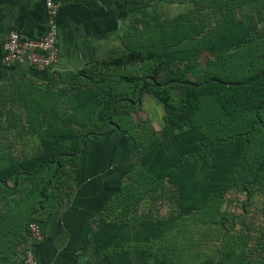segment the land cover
<instances>
[{
  "label": "crops",
  "instance_id": "1",
  "mask_svg": "<svg viewBox=\"0 0 264 264\" xmlns=\"http://www.w3.org/2000/svg\"><path fill=\"white\" fill-rule=\"evenodd\" d=\"M170 3H64L56 17L58 62L50 70L34 72L5 66L2 45L12 31L31 40L46 34L49 21L45 0H0V88L19 84L29 91L36 81L40 86L53 84L55 90L62 89L55 107L67 108L69 100L62 95L84 87L86 69L108 61L138 41L143 29L165 22L167 17L162 13ZM47 96L42 99H49ZM133 148L125 133L91 139L71 172V180L64 176L60 187L51 189L53 194L44 207L38 201L19 203L15 197L0 200V264H20L28 243V222L33 217L40 221L45 235L35 251L41 264H204L198 262L204 252L190 251L182 236L175 240L172 228L163 235L156 225L143 224V219L145 223L157 221L152 211L166 206L163 201L145 199L125 213L119 196L128 183ZM161 211L166 213L162 220H170L167 208ZM194 245L200 249L199 242Z\"/></svg>",
  "mask_w": 264,
  "mask_h": 264
},
{
  "label": "rangeland",
  "instance_id": "2",
  "mask_svg": "<svg viewBox=\"0 0 264 264\" xmlns=\"http://www.w3.org/2000/svg\"><path fill=\"white\" fill-rule=\"evenodd\" d=\"M170 2L167 12L162 13L167 17L166 23L174 22L173 19L180 15L189 16L191 24H195L193 29H199L202 27L200 24L204 23L207 28L205 31L208 32L210 29L222 30L216 25L221 19L223 24L227 23L226 32H230L229 28L233 26L239 34L245 28L248 38H264V0H170ZM170 29L171 26L164 30L168 33ZM195 30L189 32L185 30L189 37L184 43L193 40ZM167 33L153 39L154 43L156 42L154 50L157 51L158 47L160 55L170 52L172 38L170 42ZM239 34L235 35V38L240 40ZM213 41L215 43L202 45L203 50L191 52L190 63L195 65V69L189 73L190 81H199L205 72H210V69L218 73L217 67L230 69L229 67L233 68L238 64L244 65V57H238L237 47H231L218 56L212 46L221 47L229 44L215 45L219 41L215 39ZM186 64L180 68L185 70ZM248 65L251 69L252 66L253 69L256 66L251 63ZM262 67L264 68V62ZM160 82H164L163 75ZM36 83L28 92L24 85L19 84L0 88V177L2 176L4 183L7 182L12 187L16 175L35 170L40 159L42 160L44 144L57 152H74L80 148V140L82 136L84 137L79 134L80 128L76 132L77 135L71 133L67 135L65 128L68 126L60 121L62 115L58 117L59 119L34 115L31 106L36 105L38 98L42 106L46 103V100L42 99L46 95L51 96L54 103L61 94L59 90H62L60 88L55 90L57 86L53 84L40 86L37 81ZM46 91L50 93H45ZM170 93L173 104L179 108L183 98L182 89L171 87ZM141 103L142 109L133 117L144 136L150 140L155 134L153 132H156L159 140L158 137L165 129L163 106L157 98L150 95L144 96ZM208 103L204 114L214 122L207 121L209 123L202 125L194 143L187 147L193 149L184 157H180V162L174 159L178 166L172 174L166 169L142 178L141 186H153L155 182L161 181L164 188L148 189L145 199L166 203V206L159 205L158 210L153 209L152 212L158 219H162L163 214H166L165 211H161L164 207L176 220L181 213V203L191 205L190 217L183 221L177 220L180 221V225L175 224L173 220L171 227L175 240L182 236L190 251L204 252V257L198 262L264 264V166L256 175L260 164L264 162L263 132L258 125L252 127L251 122L255 119L253 116H245L232 122L223 120L219 118L220 113L215 106L211 102ZM57 109L63 114V107ZM261 118L264 121V115ZM131 143L134 144V141L131 140ZM140 147L133 148V164L138 158ZM203 148L204 152L201 153ZM62 164L65 177L71 178L74 167L65 161ZM20 176L18 191L11 198L29 196L27 192L33 187L27 176ZM38 180L39 177L35 182ZM171 180L174 182L170 183ZM176 180L184 182L187 189L181 192ZM220 181L229 186L223 198L203 191V185L211 189L212 184ZM210 182L212 184H209ZM196 242H199V250L195 248Z\"/></svg>",
  "mask_w": 264,
  "mask_h": 264
},
{
  "label": "trees",
  "instance_id": "3",
  "mask_svg": "<svg viewBox=\"0 0 264 264\" xmlns=\"http://www.w3.org/2000/svg\"><path fill=\"white\" fill-rule=\"evenodd\" d=\"M173 20L172 23L169 21L168 23L159 22L153 28L143 29V36L138 41L126 45L125 50L123 49L120 54L111 57L108 61L97 62L86 69L84 87L78 88L76 92L63 95L69 100L63 114L55 107L51 96L48 95L49 99H44L46 103L43 106L38 102L40 98L37 99L36 105L31 106L34 115L39 117L44 115L46 118L56 117L57 119L62 115L60 121L68 126L65 128L67 135L70 133L77 135L76 132L80 128L79 134L84 135L80 140V148L74 152L63 153L44 144L42 160L40 159L35 170L16 175L13 187L7 182L4 183L3 177H0V200H7L8 197L14 196L18 191L20 175H25L31 180L33 187L27 192L29 196L17 198L16 201L19 203L38 201L39 205L44 207L46 200L50 199L49 195L53 194L51 189L55 190L60 187L59 182L65 176L62 164L64 161L75 169L77 160L84 152L89 140L125 133L134 141V147L141 146L138 150V158L127 174L129 182L119 196L120 202L125 203L123 206L125 213L129 214L135 206H138V203L145 200L148 189H164L161 181L155 182L153 186H141L142 178L145 175L155 174L156 171L163 172L166 169L172 174L178 166L174 159L180 162V157H184L187 152L193 149L187 147H191V144L194 143L202 125L209 123L207 121L214 122V120L206 118V114H204L208 102L215 106L220 113L219 118L223 120L232 122L245 116H253L255 119L251 122L252 127L255 125L261 127L264 144V121L261 118L264 115V68L262 67L264 38H248L245 28L239 34L233 26H230L229 29L234 34L226 32L227 23L223 24L221 19L216 25L222 30L209 28L208 32L205 31L207 28L204 23L200 24L202 27L199 29H193L195 24H191L189 16L180 15ZM169 26L171 29L167 33L164 29ZM185 30L187 32L195 30L193 40L186 43L184 42L188 39L189 34ZM164 33H167L169 40L172 38L170 45L172 50L170 48V52L160 55L158 47L157 51L154 50L156 42L154 43L153 39L156 36L164 35ZM222 33L224 34L222 35ZM238 34L240 40L235 38V35ZM214 39L219 41L215 45L229 44L221 47L212 46L214 53L221 56L231 47H237L238 57H244V65L238 64L233 68L229 67L230 69L217 67L218 73L210 69V72H205L199 81H190L189 73L195 69V65L190 63L191 52L203 50L202 45L213 44L215 43ZM248 63L256 66L254 69L252 66L251 69ZM184 64H186L185 70H182L180 67H183ZM162 75L164 82H160ZM171 87H177L183 91L179 108L172 102ZM146 95L157 98L163 106L165 129L158 137L159 140H157L156 132H153L155 134L150 140L144 136L133 117L142 109L141 101ZM154 143L156 144L154 145ZM159 145L161 146L158 147ZM203 152L204 148L201 153ZM22 165L25 166V164ZM263 166L264 162L260 164L256 175L260 173ZM38 177L40 180L35 182ZM176 181L181 192L187 189L184 182ZM169 182H174V180ZM62 185L65 186L66 182ZM228 190V184L223 181L212 184L211 189L207 185H203L205 193L220 195V199ZM198 198L197 200H199ZM193 199L196 198L193 197ZM190 206L181 203V213L176 220L169 217L170 220L157 219L154 223H145L144 219L142 222L148 226L156 225L165 235L166 231L173 227V220H175V224H179L186 217H190ZM33 221L42 225L36 217H33L28 225ZM207 263L212 264L208 261L204 262V264Z\"/></svg>",
  "mask_w": 264,
  "mask_h": 264
},
{
  "label": "built area",
  "instance_id": "4",
  "mask_svg": "<svg viewBox=\"0 0 264 264\" xmlns=\"http://www.w3.org/2000/svg\"><path fill=\"white\" fill-rule=\"evenodd\" d=\"M88 0H45L48 11V30L39 39H25L17 31H12L5 39L2 62L7 67L27 68L34 72L52 69L60 56L57 14L64 3ZM45 240L42 225L33 221L28 225V243L22 252L20 264H41L36 248ZM209 264V263H207Z\"/></svg>",
  "mask_w": 264,
  "mask_h": 264
}]
</instances>
